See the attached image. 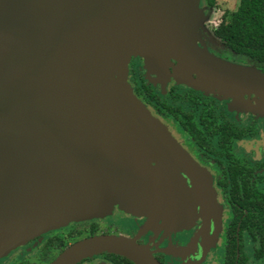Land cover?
Wrapping results in <instances>:
<instances>
[{"label":"water","instance_id":"water-1","mask_svg":"<svg viewBox=\"0 0 264 264\" xmlns=\"http://www.w3.org/2000/svg\"><path fill=\"white\" fill-rule=\"evenodd\" d=\"M153 1L0 0V253L114 200L151 210L179 199L167 186L177 179L165 172L167 134L123 82L132 55L149 70L175 57L174 78L185 75L192 88L264 98V72L181 45L199 0H166L155 14L161 39L137 37L138 19L153 34ZM103 253L160 264L135 238L105 234L72 243L50 264Z\"/></svg>","mask_w":264,"mask_h":264},{"label":"flooded vegetation","instance_id":"flooded-vegetation-1","mask_svg":"<svg viewBox=\"0 0 264 264\" xmlns=\"http://www.w3.org/2000/svg\"><path fill=\"white\" fill-rule=\"evenodd\" d=\"M214 37L223 47L206 42L211 51L242 61L243 56ZM130 61L135 65L129 67L128 74L133 93L170 130L197 166L194 179L182 172L183 181L189 187L209 189L211 194L209 199L196 200L188 225L171 228L163 221L137 217L115 205L100 219L89 220L91 229L86 237L135 238L160 264H264V114L259 108L256 112L230 108V99L178 83L172 74L157 77L143 68L140 57ZM259 69L264 72L263 66ZM63 244L64 250L67 246ZM15 250L0 253V264H9ZM60 253L57 251L48 264ZM95 257L90 264L98 260L119 264L124 258L108 253ZM83 262L86 259L78 264ZM14 264L35 263L20 260Z\"/></svg>","mask_w":264,"mask_h":264},{"label":"rangeland","instance_id":"rangeland-1","mask_svg":"<svg viewBox=\"0 0 264 264\" xmlns=\"http://www.w3.org/2000/svg\"><path fill=\"white\" fill-rule=\"evenodd\" d=\"M166 4V0H154L152 7L150 6V11H152V16H153V34L152 32H150L148 34V29L149 28H143L142 26L144 25L143 20L141 21L140 19H138V26H140V32L139 34H137V37H142V36H146V39L149 38V36L151 37V39L156 43L158 42V39H161V27L160 23L158 24V22L160 21H156V12L157 11H161V8L164 7V5ZM238 5V0H215V5L214 6H210L207 4L206 0H199L198 3V7H199V11H197V13H195L194 19L192 20V24L189 27L190 29H188V27H185L184 32H185V37L182 38L180 40L181 45L185 47H187V44L191 42V49L192 50H198V53H202V52H206L208 53L211 57H213V55L218 56L216 53H214L213 51H211L208 47V45L206 44V42L211 41L213 44H217L219 47H223V45H221V42L216 39L214 37V35L212 34L213 30L224 20H229L230 18V14L237 8ZM134 10V8H133ZM130 19V18H129ZM133 19V18H131ZM134 20V19H133ZM137 21V20H136ZM129 22L128 20H124L121 21V24L127 23ZM132 22V21H131ZM129 24L131 25V23L129 22ZM130 25H124L123 27V34L126 35L127 34V30L130 29V32L132 34V36H134V31L132 30V27ZM147 26L149 27V25L147 24ZM187 29V30H186ZM136 37V38H137ZM131 40V38H129V41ZM116 41V40H115ZM142 41V39H141ZM131 46V43H128V48L125 49L129 50ZM155 46V45H154ZM187 49V48H186ZM188 51H190L191 53H193L190 49H188ZM125 55V53H118V56L120 55ZM194 54V53H193ZM141 58L143 60V68H146V62L144 59V56H136V55H132L128 61L125 64V69L124 71H130L129 67H133L135 65L131 64L130 59L131 58ZM219 57H221L224 60H227L229 62H234L237 65H241L244 67H247L250 71V73H252V75H257V73L259 74L261 71L259 69V67L261 66L260 64H258L257 62L253 61L250 58L247 57H242L240 59H242V61H231L229 58H223L222 56L219 55ZM166 58V57H163ZM152 61V59H150ZM175 57L173 56H167L166 61L168 63L171 62V64L175 61ZM171 64L168 66V70L165 73V76H167V74H172L173 75V68L171 66ZM173 65V64H172ZM177 65V64H176ZM156 66V65H155ZM163 69L162 68H153L150 70V72H152L155 76L157 77H162L161 72L167 68L166 64H163ZM172 68V71L171 69ZM132 71V69H131ZM139 72V70L136 71V73ZM124 73V72H123ZM128 74L124 77L123 82L127 83L125 84L126 87L128 88H132L130 86V84L128 83ZM138 74V73H137ZM244 74V72H243ZM263 74V73H262ZM185 75H179L176 79V81L179 83L180 81H178V78L180 80H184V82H180L185 84L186 86L191 87L192 85V81L189 82H185ZM192 77H197L196 74H192ZM245 77V76H244ZM137 78V83H140V80L138 79V75L136 76ZM191 78V77H189ZM194 86V85H193ZM167 87H163L164 91H166ZM192 88V87H191ZM196 89V88H195ZM200 90V89H197ZM163 91V92H164ZM203 92H205L206 94H212L217 96V98L220 99H230L229 101V107L233 108V109H237L238 111L240 110H246V111H253L256 112V108L260 107L261 105H264V98L258 97L256 95H254L253 93H241L240 95H236L235 97H230V96H226L223 93H219V94H215L206 90H201ZM215 91V89L213 90ZM120 209L123 210L122 207H120ZM93 215H90L88 218H78V219H74L71 220L69 222H66L64 224H62L61 226L58 227H54L46 232H44L41 235H37L34 237H31L29 239H27L25 242L15 246L14 248H16L14 254L9 258V264H14L20 260H23L25 262L28 263H35V264H48L56 255H57V250L56 249H52L50 251L49 254H45L44 250H43V245L46 243V241L50 238V237H55V236H59L63 239L65 246H69V244H72L74 241L79 240L83 237H86L89 235L90 233V229H91V225L89 221L91 218H97L99 216V219L101 218L100 216H105V210L101 213V215H99L100 213L95 212V210L93 211ZM103 218V217H102ZM126 230V229H125ZM127 231V230H126ZM125 233H129L128 231ZM94 259H97V257L93 256L91 258L86 259V262H83V264H90L92 263V261ZM100 259V258H99ZM94 264H110L108 262H105L103 260H98L96 262H94Z\"/></svg>","mask_w":264,"mask_h":264},{"label":"crops","instance_id":"crops-1","mask_svg":"<svg viewBox=\"0 0 264 264\" xmlns=\"http://www.w3.org/2000/svg\"><path fill=\"white\" fill-rule=\"evenodd\" d=\"M113 54L116 59L115 52ZM113 54H111L112 57ZM172 64H171L172 67L175 66L177 64V61H174ZM146 70L150 72L148 68ZM122 72H124L122 73L124 79V77L128 74V71H122ZM126 88L129 95L133 96L135 98V101L138 102L145 110H147L149 115L152 117V120H154L156 124H159L160 127H162L165 130V133L167 134L166 140L172 147L171 148L172 152L167 153V156L164 158L165 159L164 165H166L165 172L167 175L171 177L174 176L177 177L176 181L170 180L167 186L169 189L177 191L179 199L176 201V203H161L159 208L153 209L151 207V210L139 204L136 206L128 205L126 208L124 207L123 210L137 217H148V219L151 220L163 221L171 228H175L179 225H188L193 216L192 211H193L194 203H196V200L199 197L200 198L202 197V199L203 198L209 199V195L211 194V191L209 189L199 190L197 188H194V186L189 187L186 184V182L183 181L182 172L186 173V175L189 178L194 179L197 170V166L195 165V162L188 154L185 153V151L182 149L181 145L172 135L170 130L148 111L145 105L133 93L132 88H128V87ZM152 165L154 167V163H152ZM198 194H201V196H197ZM110 203H111L110 206L108 208H105L106 209L105 212L111 211L115 205H118L120 208V204L117 203L115 200Z\"/></svg>","mask_w":264,"mask_h":264},{"label":"trees","instance_id":"trees-1","mask_svg":"<svg viewBox=\"0 0 264 264\" xmlns=\"http://www.w3.org/2000/svg\"><path fill=\"white\" fill-rule=\"evenodd\" d=\"M206 2L210 6L215 5V0ZM214 35L230 50L252 59L264 70V0H238L237 8L230 14L229 20L222 21L214 29ZM52 248L59 253L63 250L61 238L50 237L43 245L47 253ZM121 260L119 264H133L125 258Z\"/></svg>","mask_w":264,"mask_h":264}]
</instances>
